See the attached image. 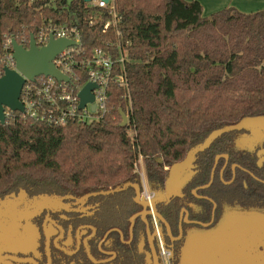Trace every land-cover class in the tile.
<instances>
[{
	"label": "trees",
	"instance_id": "trees-1",
	"mask_svg": "<svg viewBox=\"0 0 264 264\" xmlns=\"http://www.w3.org/2000/svg\"><path fill=\"white\" fill-rule=\"evenodd\" d=\"M117 9L119 23L104 31L88 25L85 0H0V54L13 32L75 24L88 51L118 56L123 45L128 79V91L109 85L99 121L57 126L16 111L0 123V198L18 187L83 194L120 185L140 157L158 180L212 131L264 116V8L206 16L197 0H117Z\"/></svg>",
	"mask_w": 264,
	"mask_h": 264
},
{
	"label": "flooded vegetation",
	"instance_id": "flooded-vegetation-1",
	"mask_svg": "<svg viewBox=\"0 0 264 264\" xmlns=\"http://www.w3.org/2000/svg\"><path fill=\"white\" fill-rule=\"evenodd\" d=\"M219 138L177 178L186 156L83 194L18 187L0 198V264H264V135Z\"/></svg>",
	"mask_w": 264,
	"mask_h": 264
},
{
	"label": "built area",
	"instance_id": "built-area-1",
	"mask_svg": "<svg viewBox=\"0 0 264 264\" xmlns=\"http://www.w3.org/2000/svg\"><path fill=\"white\" fill-rule=\"evenodd\" d=\"M85 3L88 8L93 9V13L88 19L90 27L100 25L106 31L119 23L117 0H90ZM117 34L120 35L121 31L117 30ZM33 35L38 47L47 45L51 36L55 39L67 38L73 40L75 44L65 48L53 60L56 67L70 78L69 82L46 75L38 76L34 80L26 78L21 93V102L24 106V112L21 113L25 118L57 126L71 122L92 123L101 120L107 112L108 88L111 83H116L128 91L125 70L127 53L121 43L117 46L118 56L101 47L88 51L81 45V30L75 24L51 23L47 28L40 27ZM30 38L31 34L28 35L26 30L13 32L7 37L4 51L0 54V78L3 77L7 68L17 70L12 42L15 40L25 48H29ZM83 75L87 76V80L80 85L77 81ZM88 83L95 84L91 90L94 101L88 102L84 108H80L79 93ZM93 107L95 108L93 109ZM15 112L6 108V122L12 118ZM140 161L142 162V157H140Z\"/></svg>",
	"mask_w": 264,
	"mask_h": 264
},
{
	"label": "water",
	"instance_id": "water-1",
	"mask_svg": "<svg viewBox=\"0 0 264 264\" xmlns=\"http://www.w3.org/2000/svg\"><path fill=\"white\" fill-rule=\"evenodd\" d=\"M90 1V0H85ZM75 42L67 38L55 39L51 36L50 41L43 47H38L33 34L30 38L29 48H25L17 41L12 42L13 56L17 62V70L5 69V74L0 78V123H6V108L12 111L24 112V106L21 102V93L25 84L26 78L34 80L41 75L54 76L60 81L69 82L70 78L63 74L55 65L54 59L65 48L73 46ZM95 87L94 83H88L79 93L80 108H84L88 102L94 101V96L91 90ZM95 107H93L94 109ZM121 126L128 124V116L122 112ZM247 130L253 135H264V116L245 117L240 122L232 125H227L222 128L212 131L206 139L193 147L186 155L183 161L175 164L171 169L172 178H177L180 173L186 171L194 162L197 155L206 149L220 136L232 132ZM186 179V178H185ZM184 181V179L182 180ZM121 188L117 187L111 192L118 191ZM110 192V191H109ZM4 203V202H3ZM1 213V207H0ZM211 233H214L211 232ZM211 235V234H210ZM197 237L190 239L187 248L191 249L196 242Z\"/></svg>",
	"mask_w": 264,
	"mask_h": 264
},
{
	"label": "crops",
	"instance_id": "crops-1",
	"mask_svg": "<svg viewBox=\"0 0 264 264\" xmlns=\"http://www.w3.org/2000/svg\"><path fill=\"white\" fill-rule=\"evenodd\" d=\"M194 1V0H187ZM204 8V15H210L224 8L233 7L241 12H256L264 8V0H197Z\"/></svg>",
	"mask_w": 264,
	"mask_h": 264
},
{
	"label": "rangeland",
	"instance_id": "rangeland-1",
	"mask_svg": "<svg viewBox=\"0 0 264 264\" xmlns=\"http://www.w3.org/2000/svg\"><path fill=\"white\" fill-rule=\"evenodd\" d=\"M137 169L139 170V171H142L143 172V169H144V167H143V161L141 162H139L138 163V167H137Z\"/></svg>",
	"mask_w": 264,
	"mask_h": 264
}]
</instances>
